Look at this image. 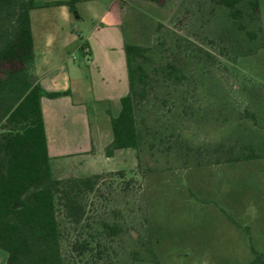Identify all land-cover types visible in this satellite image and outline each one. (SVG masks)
<instances>
[{"label":"rangeland","instance_id":"obj_1","mask_svg":"<svg viewBox=\"0 0 264 264\" xmlns=\"http://www.w3.org/2000/svg\"><path fill=\"white\" fill-rule=\"evenodd\" d=\"M124 1L129 43L149 49L140 146L106 157L110 123L89 102L102 152L51 163L57 180L98 176L80 223L57 211L64 264H247L264 254V0H240L254 41L215 0ZM166 64L184 79H165Z\"/></svg>","mask_w":264,"mask_h":264},{"label":"trees","instance_id":"obj_2","mask_svg":"<svg viewBox=\"0 0 264 264\" xmlns=\"http://www.w3.org/2000/svg\"><path fill=\"white\" fill-rule=\"evenodd\" d=\"M215 1L223 6L228 21L250 41L263 32L242 11L240 0ZM250 5L258 8L257 2ZM37 6L35 0H0V64L22 65L0 75V250L7 254L6 264H64L57 211L60 208L71 223H80L85 215L83 199L94 190L98 178L53 177L41 110L44 92L29 71L33 61L29 11ZM70 9L73 11L72 6ZM148 50L133 43L124 45L128 93L120 100L117 117L109 120L112 139L106 157H112L117 150L140 146L135 102L146 84L144 62ZM157 70L175 83L184 79L172 64ZM62 94L67 92L46 95L55 98ZM255 158L259 156L254 152L243 157ZM109 229L115 234L113 227ZM247 264H264V254L255 253Z\"/></svg>","mask_w":264,"mask_h":264},{"label":"crops","instance_id":"obj_3","mask_svg":"<svg viewBox=\"0 0 264 264\" xmlns=\"http://www.w3.org/2000/svg\"><path fill=\"white\" fill-rule=\"evenodd\" d=\"M35 2L38 6L29 11V71L44 92L41 110L51 163L93 158L92 149L95 155L102 152V134L97 125L91 126L89 102L110 120L117 117L120 100L128 93L124 45L130 41L124 25L129 5L124 0ZM65 92L55 98L46 95ZM111 139L110 132L107 145ZM6 260L0 250V264Z\"/></svg>","mask_w":264,"mask_h":264}]
</instances>
